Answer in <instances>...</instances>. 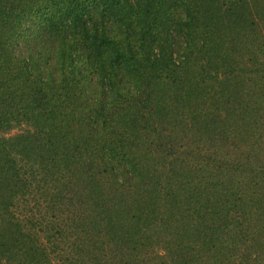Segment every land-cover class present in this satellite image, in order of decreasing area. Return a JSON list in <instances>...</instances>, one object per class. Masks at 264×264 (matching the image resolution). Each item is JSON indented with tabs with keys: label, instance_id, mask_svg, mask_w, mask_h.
Masks as SVG:
<instances>
[{
	"label": "trees",
	"instance_id": "1",
	"mask_svg": "<svg viewBox=\"0 0 264 264\" xmlns=\"http://www.w3.org/2000/svg\"><path fill=\"white\" fill-rule=\"evenodd\" d=\"M0 264H264V0H0Z\"/></svg>",
	"mask_w": 264,
	"mask_h": 264
},
{
	"label": "rangeland",
	"instance_id": "2",
	"mask_svg": "<svg viewBox=\"0 0 264 264\" xmlns=\"http://www.w3.org/2000/svg\"><path fill=\"white\" fill-rule=\"evenodd\" d=\"M14 133V132H13Z\"/></svg>",
	"mask_w": 264,
	"mask_h": 264
}]
</instances>
